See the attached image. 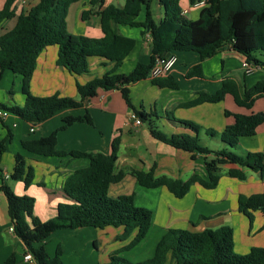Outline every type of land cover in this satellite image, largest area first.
<instances>
[{
	"label": "trees",
	"instance_id": "trees-1",
	"mask_svg": "<svg viewBox=\"0 0 264 264\" xmlns=\"http://www.w3.org/2000/svg\"><path fill=\"white\" fill-rule=\"evenodd\" d=\"M21 1L23 0H6L0 9V29L5 21L16 19L11 30L0 34V82L7 71L22 76L25 103L22 107L0 104V109L19 117L30 127H37L61 111L84 108L83 116H67L62 125L50 135L22 140L21 145L24 150L38 156L86 159L89 166L76 170L67 177L64 193L71 202L60 203L57 216L42 221L35 215V198L17 195L4 175L3 156L7 145L13 140V133L6 127L8 135L0 140V193L7 198L13 232L23 242L25 254L31 253L36 264H64L61 248L55 256H50L45 246L48 238L60 230L120 228L123 232L120 239H131L123 250H132L147 238L153 226L154 213L148 208L139 207L134 194L116 198L109 195L110 186L120 183L126 176V172L117 171L121 136L113 139L111 152L105 154L59 151V134L81 123L96 128L88 104L99 97L101 90L120 91L127 107L142 123H150L156 113H147L142 107L137 108L133 104L131 87L150 79L159 89L178 90L179 84L172 73L162 78L150 76L158 59L166 58L169 53L192 52L198 54L201 61H205L226 46H231L247 63L264 70V0H189L192 6L200 1L205 2L200 7V17L197 20L188 19L184 15L183 0H158L163 9L160 20L155 18L153 0H123V7L113 4L106 6L105 0H91V7L83 12L82 20L88 21L97 15L103 33L101 38L78 37L69 33L70 8L82 0H39L28 10L19 8ZM143 13L145 15L141 19ZM121 26L142 29L143 34L150 36L149 62H138L129 74L117 71L135 49L136 40L123 35ZM49 47L58 48L57 66L75 79L77 99L59 94L38 97L30 92V82L39 66V59ZM92 58L103 60L104 64H112L113 67L102 76H94L83 83L80 78L90 73ZM186 77L203 78L201 64L192 67ZM228 94L234 97L238 106L252 109L256 100L264 98V81L247 89L244 86L239 88L233 81L226 79L219 91H203L195 100L183 106L189 108L217 104L225 101ZM226 117H234L235 122L227 125L220 133L174 116L169 121L190 133L167 134L150 123V132L155 140L188 152L193 159L198 155L204 156L206 178L196 173L187 182L181 183L169 177L155 179L139 170H131L129 173L142 187H166L179 199L184 198L194 184L215 189L223 175L224 166L229 164L239 168L230 169L226 174L241 181L248 179L246 170L262 174L264 153L240 154L235 149L242 138L257 135V129L264 124V113L244 115L226 110ZM0 121L5 126L1 119ZM201 133L211 138L218 137L224 147L212 149L203 145ZM9 178L23 182L26 189L34 182V170L27 166L20 153L15 155V167ZM238 208L250 219L252 225V212L260 211L264 214V193L249 197L241 195ZM235 244V231L231 226L205 229L202 232L170 228L156 243L151 257L133 263L114 253L110 264H264V248H253L240 256L235 251ZM16 263V256L12 255L4 264Z\"/></svg>",
	"mask_w": 264,
	"mask_h": 264
},
{
	"label": "crops",
	"instance_id": "crops-1",
	"mask_svg": "<svg viewBox=\"0 0 264 264\" xmlns=\"http://www.w3.org/2000/svg\"><path fill=\"white\" fill-rule=\"evenodd\" d=\"M5 1L6 0L0 1V9ZM90 1L91 0H82L72 5L68 18L70 19L73 11L75 12L76 17L82 19L83 12L91 7ZM38 2L39 0H23L18 6L22 10H28ZM105 4L106 6L113 4L118 7H123L124 1L105 0ZM187 4L188 5L184 8V15L188 19L197 20L200 17L201 8L190 5L189 0H187ZM153 10L155 18L160 20L163 17V9L159 5L158 0H153ZM144 15V13L141 14L140 18L143 19ZM89 20L94 23V35L97 38H101L103 33L101 30L100 18L97 15H94ZM15 24L16 19L5 21L0 29V34L11 30ZM120 31L123 35L136 40V47L130 54V56L136 54L134 65L136 66L138 62L148 63L150 59L149 34H143L142 29L123 26L120 27ZM48 52L49 51H45L47 54ZM51 54L55 59L56 54ZM173 55L178 58L177 64L181 61L182 65L177 66L176 64L172 71V75L175 77V75L178 74L188 80V86L185 91H183L180 86L178 90L168 88L159 89L152 84L150 79L141 81L131 87L130 97L137 108L142 107L145 110L143 106L144 104L137 106L139 102L133 99L132 93L135 92L137 88L143 87L144 90L154 92L161 101H164L165 105L161 111L165 112L168 117L169 114L175 117L174 113L179 112V114H181L183 110L195 108H198L197 110H205V114L209 116L203 120V126L201 125V127L206 130L213 129L219 133L222 132L227 125H231L235 122L234 117H226V110L233 114L244 115L264 113V98L256 100L252 109H247L238 106L234 97L230 94L226 96L225 101L217 104H202L189 108L183 106L185 103L195 100L199 93L203 91L208 93L219 91L223 87L226 79L233 81L239 88L244 86L247 89L264 81V70L252 66L251 71L246 72L245 64L247 61L242 55L235 52L231 46H226L214 57L205 61H201L199 55L192 52L176 53ZM130 56L128 59H130ZM104 63L103 60L92 58L90 63V73L81 77L80 81L85 83L90 81L94 76H102L103 73L98 71L100 70L97 68L98 65H102V68L106 69V71L113 67L112 64ZM197 64H201L203 78H187L186 75L190 69ZM42 66L44 69L43 72H45L44 75H57V78L61 80L58 86L61 87L66 95L68 94L73 98H78L75 79L69 75L67 71L58 67L56 62L54 65V60L51 65L39 62V69ZM39 85H42V83L38 81V83H34L33 86L36 87ZM23 99L25 103V96ZM221 104H223L224 107H221ZM156 106L157 103L155 101L153 104L149 105L151 110L150 113L157 111ZM88 107L94 118L96 128L86 123L77 124L68 128L66 131L59 134L57 150L67 152H101L109 154L111 152L113 139L120 135L122 138V144L117 162V171L126 172V176L120 183L112 184L110 186L109 195L111 197L116 198L121 195L134 194L136 198L137 187H139V190L145 188L139 185L136 178L129 173L131 170L142 171L149 177L155 179L169 177L178 180L181 183L187 182L196 173L204 178L207 177L204 156L198 155L196 159H193L192 154L175 149L155 140L151 135L150 128L145 129L144 127L147 123H143L141 126H136L131 118L133 112L127 107L120 91L115 90L106 92L101 90L99 92V97L89 101ZM215 108H218L217 118L214 115ZM84 114V108L61 111L50 120L37 126L32 135L28 134L30 132V125L13 114L7 119L2 120L5 123V126L0 121V124L4 127H7V124L11 121L12 127L19 131L18 136L20 141H13L16 136L15 132H12L13 140L11 144L16 146L17 154L20 153L24 156L27 166L32 167L35 174L34 182L28 189L25 188L23 182H10L11 180L9 176L15 167L14 158L12 166L8 168L10 170H7V174L4 172L6 180L17 195H28L35 198V215L42 221H48L56 217L57 208L60 203L71 202L64 193L66 179L76 170L88 167L89 161L86 159H75L71 156H38L24 150L21 142L22 140L40 139L48 136L62 125V121L65 117L70 115L83 116ZM168 119L167 121H169ZM150 121L153 122L151 119ZM150 123H148L149 127ZM24 124L28 125L29 130L26 129ZM160 124L163 127H170L169 130L171 134L190 133V131L184 130L172 122L171 124L167 123L163 118L160 120ZM196 124L198 125V123ZM25 131L27 134L24 133ZM258 136L264 138V124L257 129L256 136L247 138H255ZM4 138L6 137L0 135V140ZM219 144L214 147L206 146L212 149H221L224 147L223 143ZM241 144L243 143L240 141L239 145ZM253 144L255 143H251L250 145L243 144L242 147L248 152L264 153V144ZM4 165L5 159L3 156L2 166ZM237 168L239 167L231 164L224 166L223 173H225L222 175L219 184L215 189H206L200 184H194L189 193L181 199L176 198L166 187L150 189L154 190L157 201L159 203L164 201L166 206H161V204L159 206L160 214H157L158 210H155V206L144 205L151 209L153 208V213L155 212L154 216L156 215L153 219V226L150 230L151 233H156V236L149 243L150 256L148 255L147 257L153 255L156 243L163 233L170 228L202 232L205 229L231 226L235 231V251L237 253L247 254L253 248H264V214L260 211L252 212L253 222L251 225L250 219L245 214L241 213L238 208V199L241 195L249 197L264 193V172L261 174L246 170L248 179L245 181L232 178L226 174L228 170ZM126 182H128V185L131 187H128ZM206 190H213L217 193H209ZM250 227H252L251 231L252 229L253 231L256 229L257 232L263 231L261 233L262 238L256 239V237H253V235H251ZM99 230L101 229L83 228L77 230L57 231L45 242L47 252L50 256H55L57 250L61 248L64 264H85L88 249L94 248L96 250L99 246ZM237 233L241 234L239 247L237 246ZM148 238L150 237L147 236L145 240H148ZM12 255L16 256V264H25V246L13 232L12 223L8 214L7 198L4 194L0 193V264H4ZM28 264H36V262L34 261L33 263Z\"/></svg>",
	"mask_w": 264,
	"mask_h": 264
},
{
	"label": "rangeland",
	"instance_id": "rangeland-1",
	"mask_svg": "<svg viewBox=\"0 0 264 264\" xmlns=\"http://www.w3.org/2000/svg\"><path fill=\"white\" fill-rule=\"evenodd\" d=\"M187 5H188L187 0H183L182 6L185 8ZM68 28H69L68 29L69 33L73 34L75 36H78V37L84 36L87 38H97L94 35V23H93V21L92 22H90V20L83 21L80 17H76L75 12H73V11H72V14L70 16V19L68 18ZM134 31H136V30H134ZM47 51H49L48 54L44 52V54L40 57L39 61L42 63H45L47 65H51V64H53V60H54V65H55L56 58L58 57V48L49 47L47 49ZM51 53L56 54L55 59L53 58ZM135 55L136 54H133L132 56H130V59H128L126 61L125 65L118 71V73L129 74L130 72L133 71V69L135 68L134 67L135 66L134 62L136 60ZM178 55H181V54H178ZM97 63L100 64L99 62H97ZM179 65H182L181 61L177 64V66H179ZM97 68L100 69L98 71H101L103 74L106 73V69H103L102 65H98ZM43 71H44L43 66L40 67V69L38 66V68L35 72V75L33 76V79L30 82V92L34 96L49 97V96H52L54 94H59L62 97H71V95H68V94L66 95L62 91L61 87L58 86L60 84L61 80L57 78V75H54V74L53 75H48V74L44 75L45 72H43ZM36 74H37V76H36ZM40 74H41V76H40ZM175 79L178 82L180 88H182V90L185 91L186 87L188 86V80H186L184 77H181L178 74L175 75ZM38 81L41 82L42 85L36 86L37 87L36 88L33 85H34V83H38ZM22 85H23L22 84V77L20 75H15L9 71L5 72L4 77H3L2 81L0 82V104H4L6 106H12V105H17L19 107L24 106V99H23L24 94H23V90H22V87H23ZM34 89H35V91H34ZM180 94H182V93H180ZM132 96H133L134 100L139 102V104L137 106H139L140 104H144L143 106H144L145 110L147 111V113L151 112L149 105L153 104V102L155 101L157 103V106H156L157 111H155L156 115H154L151 118V120L153 121L151 123L159 131L165 132L167 134H171L170 130H169L170 127H163L160 124V120H162V118L165 119V121L167 123L171 124V122L167 121V119L168 118L171 119V117H172V115H170V114L168 117L167 114H165V112L161 111L163 106L165 105L163 100L161 101L154 92H150L149 90H147V91L144 90L143 87L137 88V90H135V92L132 93ZM221 107H224L223 104H221ZM153 109H154V107H153ZM197 109L195 108V109H190V110H183L181 112V114H179V112H178V113H174V115L177 119L192 120V121L198 123L199 126H201L203 120L205 118H207V116H209V115L205 114V110H197ZM212 114H213V112H212ZM214 115L217 118L218 108L216 110H214ZM7 125H8L7 128L9 127L8 129H10L11 132H15L16 137L13 141H20L19 136H18L19 131L15 130L12 127L11 121H9V123ZM24 126L26 127V129L29 130L27 124H24ZM144 127H145V129L150 128L148 126V123ZM7 128L0 124V135L6 137L8 135V129ZM26 131L24 133H26ZM28 134L32 135L33 133L29 132ZM202 137H204V138H202ZM201 140L205 146L207 145V146H211V147H214V146L218 145L219 143L220 144L222 143L218 137L211 138V137L205 136L202 133H201ZM241 143H243L244 145H250L251 143H255L253 145H263L264 144V138L259 137V136L255 137V138H244L241 140ZM243 144L239 145V147L235 149V152H238L240 154H244V153L248 152L244 149V147H242ZM122 152H123V150H122ZM16 154H17L16 146L14 144H11V143L8 144L7 145V151L4 154L5 165L2 166L3 170H4V172H6V174H7V170H10L8 168H10L12 166ZM10 182H16V181L11 180ZM126 185L128 187H131L130 185H128V182H126ZM206 191L209 193H211V192H214L215 194L217 193L213 190H206ZM210 195H212V194H210ZM135 202L139 207H145L148 209H151V208L146 207L144 205L147 204V206H155V210L156 211L158 210L157 214H160L159 206L161 204H162L161 206H164V207L166 206L164 201L163 202L161 201L162 203H159L157 201L156 194H155L154 190H150L147 188H141V190H139V187H137ZM154 214H155V212H154ZM155 217H156V215L154 216V218ZM251 228L252 227H250V231H251ZM178 229H180V228H178ZM154 232H155V230H154ZM262 232L263 231L257 232L256 229L253 231V229H252L251 235H253V237H256V239H261L262 238V236H261ZM122 233H123L122 229H120V228L118 229V228H114V227H109L105 230H99V234H98L99 235V246L96 250L94 248L88 249V251L86 253L87 260H86L85 264H91V263L110 264L111 256L114 253H118L120 257L125 258V259H127L133 263L147 259L148 258L147 256L150 254L149 243L151 240H153L155 238L156 233L150 232L148 235V237H150V238H148V240H145L144 242H142L141 244H139L138 246H136L132 250H123L125 247H127V245H129L131 239H128L126 241H122L120 239V236L122 235ZM240 239H241V234L237 233V246L238 247L240 246ZM243 239H245V238H243ZM238 254L240 256L245 255L243 253H238ZM136 260H139V261H136Z\"/></svg>",
	"mask_w": 264,
	"mask_h": 264
},
{
	"label": "built area",
	"instance_id": "built-area-1",
	"mask_svg": "<svg viewBox=\"0 0 264 264\" xmlns=\"http://www.w3.org/2000/svg\"><path fill=\"white\" fill-rule=\"evenodd\" d=\"M205 4L204 1H200L194 5V7H202ZM178 62V58L174 55H170L169 57L158 59L157 63L155 64L154 68L151 71V78H162L167 77L169 74L172 73L175 65ZM252 65L249 63L245 64V71L250 72ZM11 115L10 112L0 109V119L5 120ZM132 120L135 122L136 126H141L143 123L138 118L135 113H132L131 116ZM35 126L30 127V132H34L36 129ZM6 177V176H5ZM25 264L33 263L35 260L31 253H27L24 255Z\"/></svg>",
	"mask_w": 264,
	"mask_h": 264
},
{
	"label": "water",
	"instance_id": "water-1",
	"mask_svg": "<svg viewBox=\"0 0 264 264\" xmlns=\"http://www.w3.org/2000/svg\"><path fill=\"white\" fill-rule=\"evenodd\" d=\"M170 55H171V54L169 53V54L166 55V57H169Z\"/></svg>",
	"mask_w": 264,
	"mask_h": 264
}]
</instances>
